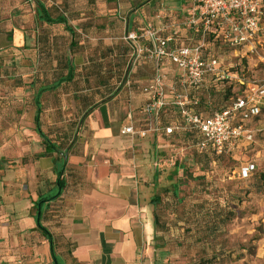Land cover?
Segmentation results:
<instances>
[{"label": "crops", "instance_id": "0c3cea01", "mask_svg": "<svg viewBox=\"0 0 264 264\" xmlns=\"http://www.w3.org/2000/svg\"><path fill=\"white\" fill-rule=\"evenodd\" d=\"M7 1L10 10L3 15L0 0V58L11 52L16 64L9 68L0 64V163L10 158L9 169L0 177V264H53L34 205L40 196H55L58 179L62 191L39 203V208L40 222L51 235L60 264H151L158 237L153 190L161 184L169 162L190 150L193 131L171 104L179 71L167 60L161 63V72L169 104L159 123L179 128L172 134L152 130L150 117L142 111L147 101L142 88L153 77L154 65L143 58L129 65L132 50L123 36L151 24L163 36H173V45L204 42L186 24L192 0H48L64 1L67 30L63 24L38 23L34 4L28 14L20 15L17 0ZM24 45L31 47L26 74L18 65L23 55L19 47ZM203 52L215 55L227 71L220 57L231 55L220 48L206 47ZM209 78L201 90L208 109L204 115L215 111L216 104L223 105L216 95L211 97L209 82L215 80ZM13 81L16 84L8 89ZM40 86L44 91L39 117L49 135L59 136V154H41L44 145L34 126L26 133L17 128L19 117L33 120ZM23 88L29 89L31 101L19 115L16 105L17 100L24 103L19 97ZM260 100L264 107V96ZM4 116L15 120L6 129ZM129 124L150 129L144 137L130 136L122 133ZM263 125L264 118L249 127L254 132ZM24 134L28 141L19 145ZM13 170L6 180L7 171Z\"/></svg>", "mask_w": 264, "mask_h": 264}, {"label": "rangeland", "instance_id": "374dc122", "mask_svg": "<svg viewBox=\"0 0 264 264\" xmlns=\"http://www.w3.org/2000/svg\"><path fill=\"white\" fill-rule=\"evenodd\" d=\"M17 2L20 15L28 14L30 5L34 4V0ZM3 4L5 15L11 3L4 0ZM262 11V24L256 34L254 52L234 49L227 42L214 40L209 35L203 44V49L208 47L214 51L220 47L227 56L231 55L229 59L220 57L228 73L243 76L256 82V85H260L264 77V7ZM234 52L237 54L234 55ZM236 79L226 80L235 89L230 88V95L239 89ZM27 90L23 88L19 91L24 108L31 101ZM19 118L17 128L20 131L26 133L25 129L33 128L32 119L26 116ZM263 118L264 109L262 115L255 120L252 118L247 126ZM9 124L4 122L2 128H8ZM24 135L19 137V145L28 141L27 135ZM190 153L192 151L188 150L184 155L173 158L170 166L162 170L164 177L161 184L153 190L154 197L159 199L155 207L159 227L151 264H264V125L256 132L254 150L242 151L235 158L227 154L221 157L206 154L211 164L205 176L200 166L190 160ZM21 155L20 152L19 158L23 157ZM243 156L248 158L246 161L253 160L255 163L253 174L247 178L237 175ZM5 161L3 170L9 169ZM15 170L7 171L6 180L13 176ZM206 216H209V223H204ZM207 226L210 228L206 229Z\"/></svg>", "mask_w": 264, "mask_h": 264}, {"label": "built area", "instance_id": "2783aa9c", "mask_svg": "<svg viewBox=\"0 0 264 264\" xmlns=\"http://www.w3.org/2000/svg\"><path fill=\"white\" fill-rule=\"evenodd\" d=\"M264 0H192L193 7L186 19L189 28L201 34L205 39L210 33H218L229 46L239 48L245 53L256 49V34L263 16ZM161 29L148 24L138 30L124 34L123 39L132 50L129 65L140 59H146L154 65L153 77L142 88L147 94V101L142 111L152 121L153 131L172 133L178 126L161 127L160 113L169 104L164 91V75L161 63L165 60L173 63L178 71V85L172 90L173 101L183 124L195 131L198 136L196 147L199 151L211 146L219 154L225 148L232 149L237 141H253V131L247 126L254 115L259 112L261 97L264 96V84L261 86L246 82L249 93L232 100L229 107L204 115L195 109L196 101L189 97V90L203 84L208 74L218 78L235 77L221 68L215 57H205L204 42L198 44L173 45V36H163ZM204 41V40H203ZM243 83V80H240ZM148 128H134L129 124L122 133L130 136L144 137ZM254 166L244 164L238 169V177H246Z\"/></svg>", "mask_w": 264, "mask_h": 264}, {"label": "trees", "instance_id": "16d2710c", "mask_svg": "<svg viewBox=\"0 0 264 264\" xmlns=\"http://www.w3.org/2000/svg\"><path fill=\"white\" fill-rule=\"evenodd\" d=\"M55 3H52V1H48V0H34L35 18L38 21V23H40V24H63L64 28L67 30L68 27H67V21L66 20H67L68 13H67V9H65L64 1L63 2L56 1ZM263 7H264V1H263ZM4 9L5 8L3 7L2 10H4ZM18 10L20 12V9H18ZM0 15H2V14L0 13ZM261 24H262V21H260V26H261ZM259 30H260V28H259ZM3 31H5V28H3ZM211 36L213 37L214 40H216V39L222 40L218 33H210L209 37H211ZM30 48L31 47L28 48V46H25V45L19 47L20 53L23 54L19 58V61H18L19 62L18 65H20V67L23 68V72H20L22 74H26L28 67L30 69V66H31V61H30L31 49ZM210 50H212V49H210ZM216 50H214V51H216ZM220 50L223 51V49H221V48H220ZM10 53L2 56V58H0V64L2 63L1 65H3V66L5 65L8 68L10 67V65L16 64V61L13 60L14 56H11ZM214 56L215 55L205 56V57H209V58L212 57L213 58ZM7 71L9 72V70L4 69V73H6ZM228 74L236 75V78H237L236 80L239 84V89L236 92L237 93L239 92V94L235 93V91H234V95L229 94L230 88L232 90H235V89H234V86H232V83L228 82L226 80L228 78H232V77H226V78L220 79L215 74H208L206 76V78L210 77L209 78L210 81H212V79L215 80V83L209 82L210 88L212 90V94H211L212 96L211 97L213 98V95H216L217 101H221L223 104L222 106H219L218 104H216V107H214L215 111H221V110L229 107V105L231 104L233 99H235L238 96H242V95L249 93L248 91H246V89H247L246 85H245L246 82L254 84V85L257 84L256 82L246 80L243 76H238L235 73H228ZM27 77H26V79H27ZM28 78H30V77H28ZM206 78H205V80H206ZM233 78H235V77H233ZM17 79L20 80V77ZM205 80L201 86L191 88L190 94H189V97L192 100L196 101L195 109L199 113H202V114H205L206 111L208 110L205 107L206 104H205L204 100L206 98L204 97V91H201L204 88ZM240 80H243V83H241ZM11 84L15 85L16 81H13V83L11 82ZM263 84H264V77H263L262 83L258 86H261ZM43 91H44V88L43 87L41 88V86H40L39 89L37 90L35 97H34V102H35L34 104L36 107L35 115H34V118L32 120L33 126H34V131L36 132L37 136L39 137L41 144L44 145V151L41 154H50V152H53V151L56 152L57 154H59V153H62L61 151L58 150V146H59L58 142L60 141L59 136L49 135L48 131H46L45 127L43 126V124H44L43 121L39 117V113L41 111V104H40L39 99H40L41 93ZM17 102H18V104L16 105V107H17L18 111H21V107L23 106L22 105L23 103L20 100H17ZM263 109H264V107H260L259 112L253 116L254 120L256 118H259L262 115ZM161 113H160V116H161ZM211 113L209 112V114H211ZM5 117L6 116H4L3 124H4V122H10V123L15 122V120H13V119L11 120V119H9L7 117L5 118ZM159 120H160V117H159ZM181 121H182V118H181ZM166 126H178V125H166ZM166 126H163V127H166ZM257 131L258 130L253 132V141L252 142H246L243 139H241V140L237 141V143L235 144V146L232 149L225 148L219 154H217L211 146H209V148L207 150L199 151L198 148L196 147L198 136H197V133L195 131H193L191 142H189L187 144V146H189L190 151H192V153H190V160L196 162V164L200 166L201 171L203 172L202 175L205 176V173L209 172V168H210V164H211L208 157L206 156V154L207 155L211 154V155H214L217 157H221V156L227 154V155L235 158L239 154L238 150H240V148L243 149L245 147L244 152H246L247 149H248V151H252V150H254L255 145H256V132ZM247 159L248 158H245V157L240 159L243 164L242 163L239 164V168L241 167V165H244V164H252L254 166V168L244 178L251 176L253 174V171L255 170L254 161L253 160L246 161ZM4 160H6L5 162L7 163L6 168H9L10 162L7 159H2V161H4ZM2 166L3 165L0 163V177L2 176V174L5 171V169L3 170ZM239 178H241V177H239ZM262 178H264V173L262 174ZM57 183H58L59 190L55 194V196H52L50 198H43L40 196V198H38V202L34 205V208L36 210V212H35L36 224H37L38 229L41 231V233L44 235V237H46V239L50 243V250H51L53 264H60V263L58 262V259H57L56 255L54 254L51 235H50L49 231L40 222L39 203H43V202H45L51 198L57 197L59 195V193L63 189V183L61 182L60 179H58ZM158 200L159 199H157V197H153L151 199V202L154 204V206H156ZM196 206L198 207L199 205H196ZM193 207H195V206L193 205ZM153 219H154V224L156 225V229H158L159 217H158L155 210L153 211ZM203 220H204V223H209V216H206L205 218H203ZM209 228H210V226H207L206 229H209Z\"/></svg>", "mask_w": 264, "mask_h": 264}]
</instances>
